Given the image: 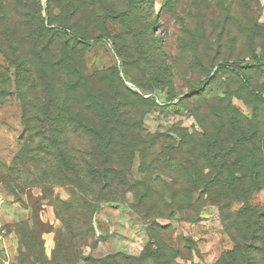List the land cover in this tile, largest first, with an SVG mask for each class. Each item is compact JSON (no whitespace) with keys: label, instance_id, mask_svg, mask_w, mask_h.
<instances>
[{"label":"rangeland","instance_id":"374dc122","mask_svg":"<svg viewBox=\"0 0 264 264\" xmlns=\"http://www.w3.org/2000/svg\"><path fill=\"white\" fill-rule=\"evenodd\" d=\"M128 1L103 0L94 10L83 7L69 23L62 19L71 15L67 0H51L50 13L48 0H38V14L40 21L50 19L54 27H69L48 28L44 21L54 34V49H60L53 57L65 52L70 65L79 62L87 72H103L111 84L118 77L128 89L141 95L143 90L145 98L154 99L156 104L143 115V122L158 137L156 149L171 151L173 167L181 161L180 153H186L191 169L203 176L197 183L184 184L200 188L186 196L194 208L179 212L164 199L159 203L162 213L154 210L156 216L149 215L133 193L91 183L82 164L89 156L76 137L70 141L75 146L74 168L64 167L58 150L67 133L48 124L33 103L40 101L39 88L26 91L31 104L24 105L18 65L0 52V221L8 232L0 264H88V257L113 264H264L260 243H248L249 261L233 260L226 216L243 203L218 197L216 181L222 168L237 169L220 164L227 162L224 156L234 140H208L195 113L196 109L203 116L210 110L223 113L230 126L236 112L244 126L236 125L235 138L240 134L249 138L254 124L264 127V96L258 97L238 74L264 95V67L230 66L240 58H264V0H141L155 21L135 39L127 18L121 19ZM133 41L138 43L135 49ZM172 94L178 99L170 100ZM128 109L133 117L138 109L147 108L141 104ZM140 166L136 153L129 163L134 177L156 189V181L170 184L167 175L143 174ZM124 167L114 165L117 170ZM208 175L215 181L211 194L204 191ZM262 180L250 182L257 190L248 199L259 211L264 209Z\"/></svg>","mask_w":264,"mask_h":264},{"label":"trees","instance_id":"16d2710c","mask_svg":"<svg viewBox=\"0 0 264 264\" xmlns=\"http://www.w3.org/2000/svg\"><path fill=\"white\" fill-rule=\"evenodd\" d=\"M102 1L67 0L71 7L69 9L71 15L62 19L71 23V17L75 18L79 11H83L81 10L83 7L94 10L101 6ZM140 5L141 7L138 8ZM51 8V0H48L46 11L50 13ZM39 10L38 0L32 2L0 0V52L18 65L24 105L29 108L31 104V101L27 102L26 91L32 93V90L39 88L37 94L41 96L40 101L33 103L40 107L42 116L48 124L61 126L64 134L67 133L63 145L58 150L62 165L74 168L71 161L75 160V146L70 141L73 137L79 138L82 146L79 148H84L89 156V160L82 161L83 168L87 169L84 171V177L89 178L91 183L100 184L102 189L114 187L121 193L128 191L133 193L135 200L149 215L156 216L154 210L157 214L162 213L159 203L164 199L179 212L192 210L193 202L186 196L200 188L192 190L184 184L190 181L197 183L203 176L197 168L191 169L192 166L187 163L186 153H180L181 161L173 167L176 161L171 151L167 147L156 149L158 137L147 131L143 122V115L156 104L154 99L145 98L143 95L146 93L143 90L141 95L128 89L118 77L117 83L111 84L104 77L103 72L94 74L87 72L82 69L79 62L76 66L70 65V61L65 59V52L53 57L55 53L60 52V49H54V34L44 27V21L47 22L48 28L58 27L67 31L69 27L67 25L54 27L50 19L40 21ZM125 17L128 31L133 39L148 32L152 22L155 21L152 15L144 11L141 0L128 1L121 19ZM81 38L87 41L85 37ZM137 44V41H133L131 46L135 49ZM230 66L234 69L264 67V58L257 56H250L248 60L240 58ZM238 74L258 97L264 96L249 84L248 78L243 73ZM138 84L141 88H145L142 81L138 80ZM198 89L199 86L194 91ZM175 99H178V95L172 94L170 100ZM179 100L183 102V99L179 98ZM141 104L147 109L143 110L144 112L138 109L131 117L128 107L130 105L139 107ZM227 110L231 111V106H228ZM195 113L205 130L204 133L209 134L208 140L221 142L223 137L234 140L232 147L224 156L227 162L220 164L228 167L227 164L230 163L236 165L237 169L228 172L222 168L216 181L219 190L217 196L225 201L243 203L241 207L226 216L230 220L227 230L234 242L233 260L249 261L250 256L247 254L251 246L248 245L249 242L254 245L260 243L261 252L264 253V209L259 211L257 207L251 206L248 200L252 192L257 190L250 185V182L257 184L264 179V127L260 128L259 125L254 124L249 138L243 134L235 138L234 135L239 131L236 125L244 126V120L239 118L236 112L231 116V127L228 126V118L223 113H211L210 110L206 116H203L199 114L198 109ZM136 153L140 155L143 174L145 172L150 175L153 172L165 174L171 179L170 184L161 186L153 179L154 182L156 181L154 184L158 186L156 189L153 184L134 177L129 163ZM117 163L125 164V167L117 170L114 168ZM205 178H208V181L204 187L207 186L208 189L204 188V191L211 194L215 185L214 178L211 180L209 175ZM179 183L182 184L181 187L177 186ZM183 194L184 198H182ZM106 196H101L100 199L105 200ZM227 211L224 207L222 213L225 214ZM19 232L22 235L21 231ZM86 261L88 264H113L105 261V258L88 257Z\"/></svg>","mask_w":264,"mask_h":264},{"label":"built area","instance_id":"2783aa9c","mask_svg":"<svg viewBox=\"0 0 264 264\" xmlns=\"http://www.w3.org/2000/svg\"><path fill=\"white\" fill-rule=\"evenodd\" d=\"M8 236L7 229L4 224L0 221V253L7 251L6 239Z\"/></svg>","mask_w":264,"mask_h":264}]
</instances>
